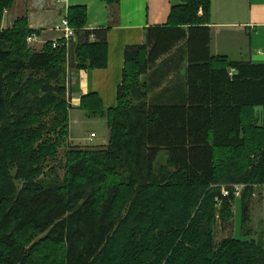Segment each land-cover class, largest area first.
I'll return each mask as SVG.
<instances>
[{
	"label": "trees",
	"instance_id": "trees-1",
	"mask_svg": "<svg viewBox=\"0 0 264 264\" xmlns=\"http://www.w3.org/2000/svg\"><path fill=\"white\" fill-rule=\"evenodd\" d=\"M14 4L0 0V264H264V243L218 244L213 230L218 203L223 221L233 216L236 185L246 184L243 222L264 185V62L211 54V0H182L126 47L117 104L81 99L88 116L106 117L109 142L71 147L64 178L49 183L45 164L69 135L65 65L106 67L108 28H87L86 6H70L76 45L35 49L26 16L3 28ZM185 59L176 94L142 100ZM162 152L167 166L155 170Z\"/></svg>",
	"mask_w": 264,
	"mask_h": 264
},
{
	"label": "crops",
	"instance_id": "crops-1",
	"mask_svg": "<svg viewBox=\"0 0 264 264\" xmlns=\"http://www.w3.org/2000/svg\"><path fill=\"white\" fill-rule=\"evenodd\" d=\"M181 1L120 0L117 5L109 6L102 0H68L69 7L86 6L87 28H108L107 66L72 70L75 84L72 87L71 122L74 112H77L75 116L81 117L77 119L79 122L94 118L80 107L82 97L90 92H96L106 107L117 104L126 47L144 44L147 27L167 23L172 7ZM64 12V6L59 0H15L13 7L6 10L3 24L11 27L16 19L26 16L30 27L37 31L36 48L41 49L46 42L59 37L60 32L55 27L61 23ZM202 13L201 10L200 15ZM204 25L210 29L212 55H225L231 61L264 62V0H211L210 18ZM186 65L185 59L182 70L175 68L169 74L168 81L152 90L155 97L164 93V90L169 93L165 97L178 92L180 81L184 84L186 82ZM167 84H172V87L165 89ZM261 110L257 108V112ZM95 137L96 133L91 132L90 136H72V139L79 142L76 145L91 146L96 145L93 143Z\"/></svg>",
	"mask_w": 264,
	"mask_h": 264
},
{
	"label": "rangeland",
	"instance_id": "rangeland-1",
	"mask_svg": "<svg viewBox=\"0 0 264 264\" xmlns=\"http://www.w3.org/2000/svg\"><path fill=\"white\" fill-rule=\"evenodd\" d=\"M5 16V15H4ZM4 23V19H3ZM10 27V26H9ZM3 28H7L3 24ZM28 44L30 47L37 49V41L32 40L28 41ZM70 45H76L75 42H71ZM71 48V46H70ZM70 53V52H69ZM68 53V56L70 55ZM71 58H68V61L66 63V75H65V83L67 85V95L69 99V102L71 104V108H73L72 104V87L75 84L74 76H73V69L76 70L70 63ZM169 79V78H168ZM166 79V81H168ZM165 81V82H166ZM141 82L143 83H148L147 82V77L142 76ZM143 89L145 90V87L143 86ZM154 90V89H152ZM152 90L147 94L145 98L142 100H146L147 102H150L151 100L155 99V94L154 91ZM157 93V92H156ZM81 107V105H80ZM69 109V135L67 137L66 142H64L63 145L60 146L59 148V154L52 159H49L46 164H45V170L44 173L41 175L40 179L43 181H46V183H49L52 178H54L56 175L64 178L66 169V152L71 149V147L76 146L79 142H75V140L72 139V136H90L91 132H95L97 137L93 138V143L96 145H91V146H79V147H85V148H96L100 149L103 147H106V144H103L105 142H109L110 139V129L107 124V119L104 116H92L94 117L91 120H86L83 122H79L81 117L80 116H75L77 115V112H74L72 116V122L70 121V110ZM87 113V112H86ZM88 115V114H87ZM79 117V118H77ZM83 118V116H82ZM77 120V121H76ZM70 125H71V130H70ZM72 135V136H71ZM94 136V134H92ZM103 144V145H99ZM78 146V145H77ZM168 163V156L166 152L160 153L159 157L157 158V161L155 162L154 168L155 170H159L163 167H166ZM19 185H21L20 181H17ZM241 186L236 187L235 190V195H236V201L233 203V216L229 218L228 220L223 221V219L220 218V204L218 203L217 209L219 210L218 212V217L217 220L214 224L213 230L216 235V241L219 244L221 241H223L226 238L229 237H239L242 239H252L256 242H261L264 243V200H263V195H262V188L260 186H253L254 190L252 191L250 197H249V213H248V220L245 222L242 221V207H241V195L242 191L245 188L246 184H240ZM222 191L224 193H227V187L225 184L221 186ZM239 192V193H238ZM41 237H44V235H41ZM38 237L37 239L41 238Z\"/></svg>",
	"mask_w": 264,
	"mask_h": 264
},
{
	"label": "built area",
	"instance_id": "built-area-1",
	"mask_svg": "<svg viewBox=\"0 0 264 264\" xmlns=\"http://www.w3.org/2000/svg\"><path fill=\"white\" fill-rule=\"evenodd\" d=\"M64 6L65 12L63 15V18L61 20V23L58 24L55 29L60 32V35L58 38L52 41L54 47H58L61 45L60 40H65L66 44L69 46L71 43V40H73L76 36V31L75 29L71 26L70 21H69V2L68 0H59ZM36 40L37 41V35L32 34L29 38L28 41ZM237 186V185H236ZM241 185H238L240 187ZM239 193V192H238ZM262 195H263V200H264V185H262Z\"/></svg>",
	"mask_w": 264,
	"mask_h": 264
}]
</instances>
